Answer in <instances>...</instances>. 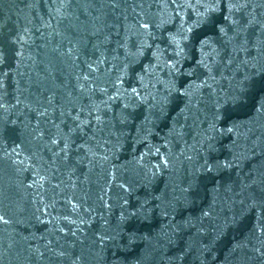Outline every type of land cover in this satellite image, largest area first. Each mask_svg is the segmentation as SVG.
<instances>
[{
  "label": "water",
  "instance_id": "obj_1",
  "mask_svg": "<svg viewBox=\"0 0 264 264\" xmlns=\"http://www.w3.org/2000/svg\"><path fill=\"white\" fill-rule=\"evenodd\" d=\"M0 264H264V0H0Z\"/></svg>",
  "mask_w": 264,
  "mask_h": 264
}]
</instances>
